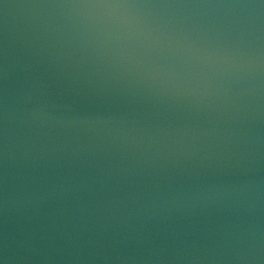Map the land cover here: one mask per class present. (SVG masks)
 Here are the masks:
<instances>
[{
  "label": "water",
  "instance_id": "water-1",
  "mask_svg": "<svg viewBox=\"0 0 264 264\" xmlns=\"http://www.w3.org/2000/svg\"><path fill=\"white\" fill-rule=\"evenodd\" d=\"M0 264H264V0H0Z\"/></svg>",
  "mask_w": 264,
  "mask_h": 264
}]
</instances>
